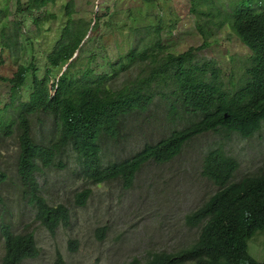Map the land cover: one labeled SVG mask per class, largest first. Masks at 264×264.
Wrapping results in <instances>:
<instances>
[{
	"label": "trees",
	"instance_id": "obj_1",
	"mask_svg": "<svg viewBox=\"0 0 264 264\" xmlns=\"http://www.w3.org/2000/svg\"><path fill=\"white\" fill-rule=\"evenodd\" d=\"M138 1L143 10L128 9L125 19L106 23L107 33L117 31L122 37L114 60L99 45L98 52L77 61L86 42L104 37L98 20L113 11L101 6L85 20L76 17L74 0H67L61 10L65 22L57 29L42 73L31 61L18 64L11 77L0 76L7 85L0 93V140L16 139V179L37 221L50 231L68 222L69 211L62 204L50 205L39 181L43 168L57 166V157L67 146L74 151L85 180L93 184L119 180L130 187L145 164L174 160L196 136L225 131L249 137L264 126V0H227L226 5L222 0H202L206 8L200 10V0H192L203 42L182 52L171 50L163 38L162 31L172 28L167 0ZM56 2L27 0L17 9L31 13ZM155 8L159 12L151 11ZM42 20L33 18L36 25ZM21 25V20H14L0 30L2 49L12 56L22 50ZM224 26L250 51L238 77H230L228 84L216 60L199 57L215 31ZM133 67L138 72L128 76ZM29 74L30 93L23 98ZM156 97L164 101L165 119L172 124L168 134L130 156L105 162L101 141L118 139L126 119L146 114ZM34 117L49 119L46 141L33 135ZM237 167L235 158L221 146L207 149L201 173L217 190L186 218L189 225L198 227L194 242L176 252H156L145 261L133 259L127 264H264L249 252V241L264 233V162L256 173L232 181ZM7 180L8 174L0 169V189ZM90 195L89 187L79 191L77 205H84ZM0 238V264H22L39 255L32 232H16L2 223ZM54 264H65L60 254Z\"/></svg>",
	"mask_w": 264,
	"mask_h": 264
},
{
	"label": "rangeland",
	"instance_id": "obj_2",
	"mask_svg": "<svg viewBox=\"0 0 264 264\" xmlns=\"http://www.w3.org/2000/svg\"><path fill=\"white\" fill-rule=\"evenodd\" d=\"M27 0H0V30L14 20H21L20 43L22 50L12 56L3 50L0 37V76L11 77L18 64L32 61L42 73L45 58L58 35L57 29L65 22L61 12L67 0H57L54 5L31 13L17 9ZM215 3L221 2L214 0ZM198 9H205L202 0ZM226 5L227 0H222ZM192 0H167L166 12L171 17V27H166L163 38L171 50L182 52L198 46L203 38L196 27ZM76 17L89 20L93 11L101 6L109 13L99 18L103 38L89 40L76 55L77 61L103 47L105 56L114 60L120 49L122 37L117 31L106 32V23L125 19L128 9L140 6L138 0H74ZM103 12V8L100 9ZM159 12V8L151 10ZM55 15L46 19L47 14ZM34 17L43 18L40 25ZM214 20V18H213ZM168 31V32H167ZM210 46L199 52L202 59H214L222 70L224 82L237 78L249 49L227 26L215 31L209 39ZM106 66L102 65L101 69ZM56 70V69H55ZM59 70V69H57ZM138 69L132 68L134 76ZM31 74L22 89L27 98L31 88ZM120 80V79H119ZM119 82V81H118ZM7 85L0 81V93ZM164 101L159 97L146 114L126 119V127L116 140L101 141L103 160L107 163L130 156L144 144L156 142L169 132L172 124L165 119ZM33 135L46 141L49 119L34 117L31 121ZM221 146L235 158L238 167L232 181L256 173L264 162V126L243 137L225 131L208 132L192 138L182 153L165 164L149 162L135 176L132 186L125 187L119 180L93 184L79 174L78 159L67 146L57 157V166L43 168L40 178L46 201L53 206L62 204L69 211L66 224L53 231L41 225L32 210L28 197L20 188L15 176L17 142L14 137L0 140V169L8 180L0 189V225L8 223L16 232H32L40 249L38 257L22 264H54L60 254L65 264H127L133 259L145 261L156 252H176L190 246L197 237L198 227L189 225L186 218L200 207L217 190L216 185L201 173L202 157L209 148ZM59 165V166H58ZM89 187L91 195L84 205H77L76 194ZM249 252L264 262V233H257L249 241ZM2 241L0 238V256Z\"/></svg>",
	"mask_w": 264,
	"mask_h": 264
},
{
	"label": "clouds",
	"instance_id": "obj_3",
	"mask_svg": "<svg viewBox=\"0 0 264 264\" xmlns=\"http://www.w3.org/2000/svg\"><path fill=\"white\" fill-rule=\"evenodd\" d=\"M31 206H32V205H31ZM32 210L34 211L33 206H32ZM2 254H3V252H2ZM1 256H2V255H1ZM1 256H0V258H1ZM31 260H34V259H31ZM26 261H28V260H26ZM24 262H25V261H24ZM24 262H23V263H24Z\"/></svg>",
	"mask_w": 264,
	"mask_h": 264
}]
</instances>
